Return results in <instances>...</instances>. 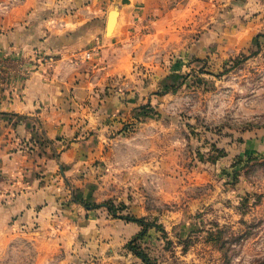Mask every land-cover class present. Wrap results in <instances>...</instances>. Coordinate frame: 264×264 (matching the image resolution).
<instances>
[{
  "label": "rangeland",
  "instance_id": "rangeland-1",
  "mask_svg": "<svg viewBox=\"0 0 264 264\" xmlns=\"http://www.w3.org/2000/svg\"><path fill=\"white\" fill-rule=\"evenodd\" d=\"M191 4L170 23L173 59L135 62L137 86L154 70L165 77L138 93L122 135L113 130L94 199L154 226L134 240L152 264H264V0ZM77 245L61 252L21 237L0 264L87 263Z\"/></svg>",
  "mask_w": 264,
  "mask_h": 264
},
{
  "label": "crops",
  "instance_id": "crops-1",
  "mask_svg": "<svg viewBox=\"0 0 264 264\" xmlns=\"http://www.w3.org/2000/svg\"><path fill=\"white\" fill-rule=\"evenodd\" d=\"M177 1L0 0V252L21 237L61 252L79 241L91 257L79 264H131L115 248L141 227L93 209V192L113 130L165 77L137 86L135 62L174 57L170 23L192 8Z\"/></svg>",
  "mask_w": 264,
  "mask_h": 264
},
{
  "label": "trees",
  "instance_id": "trees-1",
  "mask_svg": "<svg viewBox=\"0 0 264 264\" xmlns=\"http://www.w3.org/2000/svg\"><path fill=\"white\" fill-rule=\"evenodd\" d=\"M77 200H78L77 198L74 199V201H76V202H77ZM88 205L89 204H86V206H88ZM102 206L106 207L108 209L109 213L111 215H113L114 217L122 218V219H124V220H126L128 222H134V223L138 224L141 227V231L131 241H129V243L127 244V248L135 256H137L138 258H140L143 261L144 264H152L151 263V260H150V257L147 254L143 253L142 251L138 250V247L136 245H134V240H135V238H138V239L144 238V236L148 233V230L151 227H154V226H152L151 224H149L143 218L129 216V215H119L117 213V210H115L113 208V206L112 205H109V204L94 205L93 206V209H99Z\"/></svg>",
  "mask_w": 264,
  "mask_h": 264
},
{
  "label": "water",
  "instance_id": "water-1",
  "mask_svg": "<svg viewBox=\"0 0 264 264\" xmlns=\"http://www.w3.org/2000/svg\"><path fill=\"white\" fill-rule=\"evenodd\" d=\"M118 15V11L115 9L113 10L110 15H109V21H108V32H110V30L112 29V27L114 26L115 22H116V18Z\"/></svg>",
  "mask_w": 264,
  "mask_h": 264
},
{
  "label": "built area",
  "instance_id": "built-area-1",
  "mask_svg": "<svg viewBox=\"0 0 264 264\" xmlns=\"http://www.w3.org/2000/svg\"><path fill=\"white\" fill-rule=\"evenodd\" d=\"M90 57H91V53H87L86 58H90Z\"/></svg>",
  "mask_w": 264,
  "mask_h": 264
}]
</instances>
